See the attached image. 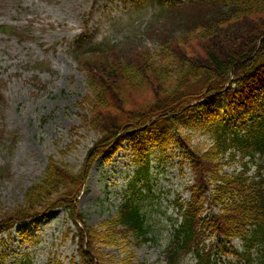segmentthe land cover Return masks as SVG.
Listing matches in <instances>:
<instances>
[{"label": "rangeland", "instance_id": "1", "mask_svg": "<svg viewBox=\"0 0 264 264\" xmlns=\"http://www.w3.org/2000/svg\"><path fill=\"white\" fill-rule=\"evenodd\" d=\"M158 11L152 0H0V23L14 29L11 34L0 33V92L5 100L0 101L1 213L15 211L25 203L27 190L43 179L50 158L76 176L82 171L86 176L78 190L77 209L84 215L89 231L98 234L96 247L103 264H123L131 252L134 263L156 264L162 259L169 235L162 227L167 224V216L175 217L173 211L177 213L170 202L185 183H192V174L188 164L182 167L183 158L175 141L169 143L164 154L168 159L159 162L160 143L155 141L159 136L154 135V142L149 144L153 148V191L161 198L153 200L152 206L145 200L143 209L155 211L151 212L150 223L158 242L136 246L132 233L125 238L107 229L104 223L116 216L128 198L135 148L125 142L123 149L109 150L88 168L89 156L101 137L95 126L103 104L96 103L86 74L78 69L76 56L94 47L108 49L116 45L122 53L136 47L147 49L155 65L167 63L171 55L162 59L158 42L145 35L148 25L157 26ZM175 34L178 32L172 28L167 35ZM225 103L218 106L224 108ZM208 111L206 107L194 109L192 116L200 121ZM190 133L185 131L184 135ZM159 134L165 136L161 138L165 142L173 135L164 130ZM190 144L206 145L205 138L196 132ZM182 168L185 174H181ZM184 196L189 198L190 193ZM55 209L44 218L18 224L0 236V251L10 255L7 263L25 255H30L34 264L54 259L62 264L80 261L74 238L77 226L64 209ZM38 224H42L39 232ZM26 226L31 235L25 231ZM233 244L243 249L240 239ZM218 257L236 259L232 253L220 252ZM186 264L197 262L193 259Z\"/></svg>", "mask_w": 264, "mask_h": 264}, {"label": "trees", "instance_id": "2", "mask_svg": "<svg viewBox=\"0 0 264 264\" xmlns=\"http://www.w3.org/2000/svg\"><path fill=\"white\" fill-rule=\"evenodd\" d=\"M159 1L164 8L166 0ZM179 1L176 7L171 5L174 1L168 3L166 24L153 31L160 45L158 54L162 59L173 57L171 60L168 56L167 63L155 65L147 51L109 55L104 54L102 47L77 57L96 103L103 104L95 126L102 137L88 167L127 133L125 137L140 150L142 169L148 174L145 137L161 130L164 123H171L179 130L177 143L187 147L188 156L193 159L200 186L221 182L215 188V200L229 198L230 202L213 219L203 220V191L197 192L186 210L185 222L165 249L161 264H183L191 251L199 264L206 258L205 264H210L212 245L209 247L204 241L207 236L219 235L242 237L246 250L241 255L251 264V250L256 247L259 263L264 264V177L260 171L258 180L249 177L247 171L232 176L220 174L223 158L230 150H236L232 151L231 160L238 151L243 157L251 156L259 169H264V0ZM172 28L178 34L168 37ZM201 99H205L201 105L210 109L216 106V100L225 99L226 110L217 116L215 110L204 122L191 127L190 103ZM180 125L207 135L210 145H204V150L192 148L187 143L192 136L183 137ZM51 160L46 176L28 189L22 206L5 214L0 209V232L55 205L75 209L74 199L85 173L76 176ZM105 226L125 238L132 233L137 246L156 237L146 236L150 226L137 207L131 205H125L120 215ZM89 230L78 232L80 264H103L96 247L98 234ZM133 257L131 252L123 264H146L132 262ZM19 264L32 262L22 259Z\"/></svg>", "mask_w": 264, "mask_h": 264}]
</instances>
